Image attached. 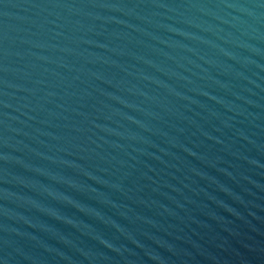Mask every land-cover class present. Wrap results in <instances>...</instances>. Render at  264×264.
Here are the masks:
<instances>
[{"label":"water","instance_id":"water-1","mask_svg":"<svg viewBox=\"0 0 264 264\" xmlns=\"http://www.w3.org/2000/svg\"><path fill=\"white\" fill-rule=\"evenodd\" d=\"M0 264H264V0H0Z\"/></svg>","mask_w":264,"mask_h":264}]
</instances>
